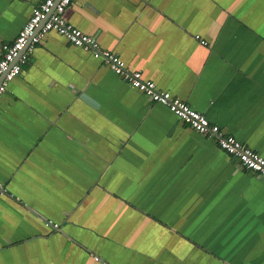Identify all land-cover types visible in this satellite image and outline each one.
I'll list each match as a JSON object with an SVG mask.
<instances>
[{"label": "crops", "instance_id": "obj_1", "mask_svg": "<svg viewBox=\"0 0 264 264\" xmlns=\"http://www.w3.org/2000/svg\"><path fill=\"white\" fill-rule=\"evenodd\" d=\"M43 1L0 0V56ZM65 18L264 157V0ZM0 185V264H264V178L56 31L2 95Z\"/></svg>", "mask_w": 264, "mask_h": 264}, {"label": "built area", "instance_id": "obj_2", "mask_svg": "<svg viewBox=\"0 0 264 264\" xmlns=\"http://www.w3.org/2000/svg\"><path fill=\"white\" fill-rule=\"evenodd\" d=\"M72 1L44 0L33 9L30 20L14 42L4 45L0 56V102L9 83L19 76L29 63L36 45L42 43L49 32L56 31L74 46L92 52L94 58L103 59L117 75L143 93L151 102L167 106L176 117L189 124L196 132L214 139L218 147L237 160L243 169L264 178V157L261 154L218 125L212 124L206 115L193 109L187 102L173 97L169 92L159 90L154 81L146 80L140 71H133L117 54L101 49L96 38L71 24L65 18V13ZM5 193V187L0 185V195Z\"/></svg>", "mask_w": 264, "mask_h": 264}, {"label": "water", "instance_id": "obj_3", "mask_svg": "<svg viewBox=\"0 0 264 264\" xmlns=\"http://www.w3.org/2000/svg\"><path fill=\"white\" fill-rule=\"evenodd\" d=\"M38 30H39V29H38ZM38 30H37V31H38ZM37 31H36V33H37Z\"/></svg>", "mask_w": 264, "mask_h": 264}]
</instances>
